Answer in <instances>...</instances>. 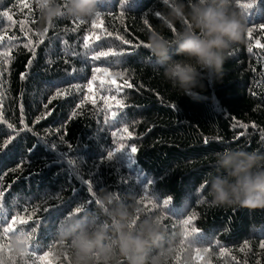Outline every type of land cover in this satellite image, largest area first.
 Returning a JSON list of instances; mask_svg holds the SVG:
<instances>
[{
	"label": "trees",
	"instance_id": "trees-1",
	"mask_svg": "<svg viewBox=\"0 0 264 264\" xmlns=\"http://www.w3.org/2000/svg\"><path fill=\"white\" fill-rule=\"evenodd\" d=\"M25 2L31 4V11L21 10L16 0H0V35L5 36L0 53H9L7 64L0 56V192L4 193L0 229L8 222L6 217L18 210L38 208L33 221L21 227L35 228L36 255H42L46 246L55 244L57 248L58 223L78 203L95 200L88 191L91 183L94 192L106 187L124 198L138 201L147 197L155 202L157 207L148 206L150 212L138 205L147 216L164 217L167 234L177 238V252L184 239L182 221L195 216L189 228H198L199 235L190 240H201L210 248L205 260L211 264H264V249L259 247L264 243V208L211 206L203 199L209 187L205 182L213 171L212 154L225 148L264 152V50L254 47L252 53L247 51L250 43L254 45L264 36L260 32L264 0H235L247 30L253 29L254 39L249 41L245 35L243 43L233 45L223 78L203 79V89L196 90L195 98L181 96L164 79L162 69L146 59L150 53L142 45L149 32L161 30L167 10L162 0H129L127 4L124 0H101L98 11L104 22L93 31L106 27L113 36L95 41L91 49L83 47V37L93 18L79 24L75 17L65 15L45 26L37 0ZM243 3L255 7L245 10L239 7ZM4 11L13 14L15 24L3 16ZM21 22L27 35L21 31ZM180 26L177 22L164 28L163 34L171 38L173 29ZM45 28L44 42L36 46L38 34ZM116 34L129 44L115 40ZM29 38L34 59L24 46ZM109 47L131 54L90 59L91 52ZM95 67L123 71L132 84L116 93L126 105L118 109L113 102L118 119L100 110L102 99L92 97L97 100L95 105L90 100L82 103ZM21 74H25L23 79ZM117 83H123L119 77ZM57 90L65 94L53 99ZM243 124L248 127L237 126ZM124 127H128L130 139L129 133H123L122 140L112 136L113 132L122 134ZM117 143L135 146L137 152L115 153ZM109 151L115 153L111 160L107 159ZM169 198L171 203L165 207L163 201ZM85 206L87 211L79 216L96 213L102 219L95 203ZM245 243L249 247L240 251ZM184 249L178 264H184L186 256L189 264H198L194 248L186 243ZM4 256L0 253V259ZM58 257L57 264H68ZM15 264H21L20 258L15 257ZM171 264H177L175 258Z\"/></svg>",
	"mask_w": 264,
	"mask_h": 264
},
{
	"label": "clouds",
	"instance_id": "clouds-1",
	"mask_svg": "<svg viewBox=\"0 0 264 264\" xmlns=\"http://www.w3.org/2000/svg\"><path fill=\"white\" fill-rule=\"evenodd\" d=\"M64 2V0H63ZM101 0H37L41 23L52 24L62 16L93 18ZM161 30L147 34L146 58L162 69L164 79L181 96L195 98L203 79L220 80L233 45L243 43L246 20L235 0H168ZM177 22L172 37L163 34ZM178 57V58H177ZM208 192L211 206L264 208V152L225 148L212 154ZM210 197V201L208 200ZM96 213L66 216L57 225L56 254L68 255V264H171L177 238L169 236L160 216H147L135 198L121 197L104 187L95 192ZM24 236L11 239V252L26 257ZM184 264H189L188 256Z\"/></svg>",
	"mask_w": 264,
	"mask_h": 264
},
{
	"label": "snow or ice",
	"instance_id": "snow-or-ice-1",
	"mask_svg": "<svg viewBox=\"0 0 264 264\" xmlns=\"http://www.w3.org/2000/svg\"><path fill=\"white\" fill-rule=\"evenodd\" d=\"M129 0H124V3L127 4ZM162 3L166 4L168 3V0H162ZM16 4L19 6L21 10L28 9L31 11V4L28 2H25V0H16ZM62 6L66 7V0L62 3ZM37 7L39 8V5L37 4ZM239 7L250 10L255 7L254 3H243L240 4ZM157 16H159V13H156ZM3 16L7 18L8 21L12 22L13 24L16 23V21L13 19V14L10 11H4ZM79 24H83L86 21L80 20L76 18ZM103 17L100 11L96 13V15L91 20V28L88 31V34L83 37V47L85 49H91L92 45L95 41H100L103 37H112L113 32L109 31L106 27H101V30L99 32L93 31L97 27H100L103 25ZM145 23L147 24L148 21L145 20ZM21 31L25 32V35H27V31H25L24 24L21 22ZM48 29L45 28L44 32L41 34H38L40 36V39L37 41L36 46H39V44H42L44 42V37L47 35ZM175 31V29H173ZM260 32L264 33V24L260 25ZM16 37H11L10 39H15ZM246 38L249 41H252L254 39L253 36V29L250 27L247 30ZM264 39V36L261 37V39H256L255 44H249L247 46V51L249 53L253 52V48H257L260 50H264V43L261 42V40ZM5 40L4 35H0V42H3ZM115 40L120 41L122 44H129V41L124 39L123 36L116 34ZM33 41L29 38L27 43L24 45L25 47L29 48L33 52V59L35 58V50L34 47H32ZM143 47L147 48V44H143ZM126 54L125 51L120 50H114L112 47H109L107 50H96L90 53V59L93 61H98L101 58H109V57H121ZM0 56H3L5 59L3 60L4 64H7L9 60L7 57L9 56L8 52L0 53ZM31 64V60L29 61V65ZM25 77V74H21V79ZM117 77L123 82L122 85L117 83ZM125 73L123 71H110L109 67H95L92 69V75L91 79L87 81L85 87L87 88V93L82 97V103L91 101L93 105L96 104L97 100L93 99L92 97H96L97 99H102L104 101V107L100 109L101 111L109 112L111 119H118V113L115 110H112L113 108V102L115 108L123 109L126 105L124 104L123 99H118L116 93H119L122 91L123 87L131 88L132 84L124 78ZM107 78V79H105ZM98 81V85L96 82ZM78 90H83L80 88L79 85H75ZM103 93V95L101 94ZM109 93H112L111 95H108ZM64 90H57L55 96L53 99H55L58 96L64 95ZM3 99V93L0 92V104H2ZM22 111V109H21ZM77 113H73L72 115L75 116ZM242 128H247V124L243 125H237ZM9 128L12 127L11 124L8 125ZM252 127H256V125H252ZM123 133H129L128 127H124L122 129V134L118 135L117 132H113L112 136L116 137L117 140H122L124 138ZM131 138L129 133V139ZM262 139H264V133H262ZM11 141H7L6 143H10ZM208 141H205L207 143ZM6 146V144H5ZM124 150H130L132 154H135L137 152V148L135 146L131 145H124L117 143V146L115 147V153H119ZM114 152L109 151L107 154V159L111 160L115 156ZM88 191L92 193V196L95 197V192L93 191V186L91 183H88ZM4 195L3 192H0V198H2ZM95 203L97 205L96 199L93 201L92 199H89L86 202L78 203V206L75 208L73 212L68 213L67 216L77 215L79 216L80 213L86 212V204H92ZM138 204H142L145 206L146 211L150 212L151 209L148 207L149 205H152V207H157L155 202L148 199L147 197H142L137 201ZM171 203V198L166 199L163 201V205L167 207ZM0 211H3V208L0 207ZM37 211L39 209H35L33 211H29L27 207L22 208L16 212V214L12 215L10 218L6 219L8 220L7 224L0 229V253H5V256L3 259H0V264H15V257H13L11 252V239L13 236L20 235L24 236L25 240L27 242L28 246V254L26 257L31 256L32 259L28 260L26 257L20 258L21 264H57L59 261V257L55 253L56 245L52 244L50 246H46L47 250L43 252L42 255H36V252L34 250L35 245L33 243L34 241V233L35 228L33 227L30 230H26L24 227L29 225L30 222L33 221V218L36 216ZM47 211V209H45ZM161 221L163 223V216H160ZM195 219V216H189L187 219H184L182 221V227H183V237L184 239L180 242L181 247L180 250L177 252V256L175 257L177 264L180 259V254L184 249V245L187 243L189 246L194 248L195 256L193 257L194 260L198 262V264H211L210 260H205V257L208 255L210 248L207 246H204V242L198 239L190 240V237L199 235V229L192 227L189 228V226L193 223V220ZM249 247L247 243L244 244V247L240 249V251H244ZM261 249H264V243H261L259 245ZM30 249H33L30 251ZM224 252H221V255H223ZM65 261H68V255L65 253L63 256Z\"/></svg>",
	"mask_w": 264,
	"mask_h": 264
}]
</instances>
